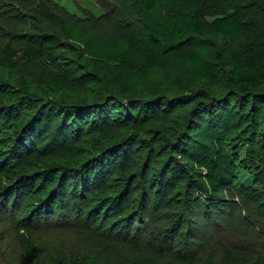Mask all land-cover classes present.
<instances>
[{"label": "trees", "instance_id": "1", "mask_svg": "<svg viewBox=\"0 0 264 264\" xmlns=\"http://www.w3.org/2000/svg\"><path fill=\"white\" fill-rule=\"evenodd\" d=\"M134 2L140 19L126 35L95 31L54 5L52 12H58L52 18L65 39L81 47L87 60L83 76L92 80V89L98 92L95 99L61 103V114L68 123L59 127L61 134H78L82 117L90 121L91 132L100 133L111 132L122 123L133 128L148 123L146 136L152 142L167 143L168 155L153 176L147 175L149 167L142 169L145 192L155 194L156 188V199L161 196L163 202L162 188H175L186 181L184 203L189 206L201 204L194 191L216 200L224 188L236 184L240 195L255 204L264 218V0ZM42 28L47 30L43 20ZM42 39L46 42L42 48L25 43L30 58L55 55V36L44 33ZM231 39L238 40L236 47L227 43ZM217 40L226 42L219 45ZM4 53L9 59L14 51L6 45ZM222 81L227 91L219 94ZM50 83L59 90L77 88L74 78L60 71ZM162 88L170 91V96L160 94ZM6 99L8 103L0 110V176L9 186H0V194L12 196L15 207L26 199L23 221L29 229L28 239H33V231L39 228L34 223L42 217L61 216L54 225L58 228L81 226L83 221L98 225V221L118 217V210L125 207L126 192L100 198L103 184L101 177L92 175L93 167L77 176L72 175L77 169H44L40 161L31 159L37 158L29 143L31 137L20 140L8 132L11 127L22 128L18 122L23 105ZM179 106L189 108V112L178 130L169 129L165 142L163 135L168 134L154 128L160 121L169 123ZM142 135L138 132L136 140ZM243 141L249 142V156L258 170L236 183L241 180L242 163L234 148ZM114 143L107 144L103 153L124 149L121 143ZM96 189L99 192H94ZM149 199L146 195L144 200L149 203ZM125 220L123 236L131 227L130 219ZM140 224L137 222V227ZM28 247L32 250L28 264H65L57 259L43 260L33 252L34 245Z\"/></svg>", "mask_w": 264, "mask_h": 264}, {"label": "rangeland", "instance_id": "2", "mask_svg": "<svg viewBox=\"0 0 264 264\" xmlns=\"http://www.w3.org/2000/svg\"><path fill=\"white\" fill-rule=\"evenodd\" d=\"M54 5L104 34L126 35L140 19L134 0H0V110L8 103L6 98L21 101L23 109L18 123L23 129L11 127L8 132L20 140L31 137L29 143L35 147L34 155L38 158L35 161L37 158L32 156L34 162L40 161L44 169L50 166H65L68 171L77 169L72 173L77 176H83L84 170L93 167L92 175L101 177L99 182L103 184L99 197H115L126 192L125 207L118 210V217L91 226L83 221L81 226L58 228L54 225L61 216L49 220L42 217L34 223L39 228L29 240V229L23 221L26 199L22 198L15 207L12 196L5 198L0 194V264H28L32 258L29 244L35 246L33 252L43 260L57 259L65 264L75 261L79 264H206L209 261L264 264V218L255 204L240 195L236 184L224 188L216 200L194 191L201 204L189 206L184 203L186 181L175 188H162L163 202L161 196H158L160 200L156 199V188L155 194L145 192L142 169L149 167L147 175L153 176L168 155L167 143L152 142L146 136L148 123L135 128L122 123L111 132L100 133L91 132L90 121L82 117L79 126L74 125L81 127L78 134H61V124H68L61 114L64 107L61 103L95 99L98 92L92 89V80L83 76L87 60L81 47L66 40L52 18L58 12L57 9L52 12ZM45 13L50 16L45 17ZM42 20L47 30H42ZM43 32L55 36V55L30 58L24 45L30 42L37 48L44 47ZM223 42L226 41L217 40L219 45ZM227 43L236 47L238 40ZM6 45L14 51L9 59L4 53ZM56 71L73 77L77 88L54 87L50 80ZM226 91L222 81L217 92ZM159 93L170 96L166 88L159 89ZM89 95L92 96L86 98ZM188 112L189 108L179 106L169 123L160 121L154 131L167 133L163 135L166 142L169 129L178 130ZM138 132H143L139 136L141 140H136ZM113 142L121 143L124 149L103 153V148ZM9 146L13 147L14 143L10 142ZM234 150L242 163L241 180L236 181L240 183L258 169L249 156V142L243 141ZM4 182L0 176V186H9ZM256 185L255 188H261ZM146 195L150 197L149 203L144 200ZM126 218L130 219L131 227L129 234L123 236ZM117 231L122 234L117 236Z\"/></svg>", "mask_w": 264, "mask_h": 264}]
</instances>
